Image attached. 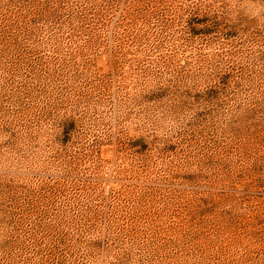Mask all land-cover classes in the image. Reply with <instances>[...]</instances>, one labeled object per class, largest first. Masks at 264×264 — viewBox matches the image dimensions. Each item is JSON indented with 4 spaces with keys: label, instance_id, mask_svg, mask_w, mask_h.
Here are the masks:
<instances>
[{
    "label": "rangeland",
    "instance_id": "374dc122",
    "mask_svg": "<svg viewBox=\"0 0 264 264\" xmlns=\"http://www.w3.org/2000/svg\"><path fill=\"white\" fill-rule=\"evenodd\" d=\"M0 264H264V0H0Z\"/></svg>",
    "mask_w": 264,
    "mask_h": 264
}]
</instances>
